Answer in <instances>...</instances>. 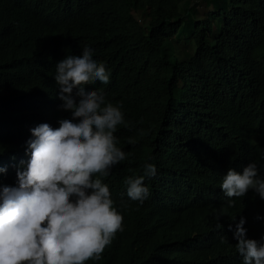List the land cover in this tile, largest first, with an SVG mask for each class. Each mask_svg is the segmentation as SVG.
I'll return each instance as SVG.
<instances>
[{
  "label": "trees",
  "instance_id": "16d2710c",
  "mask_svg": "<svg viewBox=\"0 0 264 264\" xmlns=\"http://www.w3.org/2000/svg\"><path fill=\"white\" fill-rule=\"evenodd\" d=\"M220 1L191 21L194 52L183 58L174 39L187 0H0L3 186H17L30 130L71 118L54 78L68 55L92 48L110 82L86 91L122 104L114 135L128 156L101 179L124 231L87 264H243L233 238L241 218L248 238L264 237V200L250 190L229 206L221 189L229 169L249 163L264 178V0ZM147 163L157 174L141 204L124 181Z\"/></svg>",
  "mask_w": 264,
  "mask_h": 264
},
{
  "label": "clouds",
  "instance_id": "9594fccd",
  "mask_svg": "<svg viewBox=\"0 0 264 264\" xmlns=\"http://www.w3.org/2000/svg\"><path fill=\"white\" fill-rule=\"evenodd\" d=\"M54 78L60 109L71 118H61L58 128L48 123L32 128L27 141L30 159L20 162L17 186L0 181V264L99 261L116 234L124 231V217L101 179L128 156L114 135L125 123L122 104L108 102L102 89L86 91L97 81L108 84L110 74L85 46L82 55L58 62ZM3 169L2 165L0 175ZM156 174V166L147 163L143 175L126 177L128 198L143 204L150 194L145 178ZM221 189L229 206L235 204L232 198L245 197L250 190L264 200V178L256 163H249L242 173L229 169ZM245 222L241 218L236 225V250L243 264H264V237L248 238Z\"/></svg>",
  "mask_w": 264,
  "mask_h": 264
},
{
  "label": "rangeland",
  "instance_id": "374dc122",
  "mask_svg": "<svg viewBox=\"0 0 264 264\" xmlns=\"http://www.w3.org/2000/svg\"><path fill=\"white\" fill-rule=\"evenodd\" d=\"M220 4V0H187L186 4H179L181 8L180 12L184 17L186 15L182 27L174 39L177 53L181 57L188 58L189 56H192L194 52V43L191 39L193 32L191 21L196 22L197 19L207 17L209 13H212L218 7H221ZM213 23L216 24V21L213 20Z\"/></svg>",
  "mask_w": 264,
  "mask_h": 264
}]
</instances>
